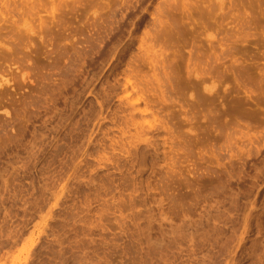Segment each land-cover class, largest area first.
<instances>
[{"label":"rangeland","instance_id":"1","mask_svg":"<svg viewBox=\"0 0 264 264\" xmlns=\"http://www.w3.org/2000/svg\"><path fill=\"white\" fill-rule=\"evenodd\" d=\"M0 264H264V0H0Z\"/></svg>","mask_w":264,"mask_h":264},{"label":"bare ground","instance_id":"2","mask_svg":"<svg viewBox=\"0 0 264 264\" xmlns=\"http://www.w3.org/2000/svg\"><path fill=\"white\" fill-rule=\"evenodd\" d=\"M127 85H128V86H131V87H132V90H134V87L131 85V83H130L129 80L127 81ZM127 90H128V88H127ZM132 92H133V91H131V92H128V91H127V95H131ZM132 94H133V93H132ZM139 101H140V97H139V96H134V97H132V99H131V103H132V105H133L134 107H136V106L138 105Z\"/></svg>","mask_w":264,"mask_h":264}]
</instances>
